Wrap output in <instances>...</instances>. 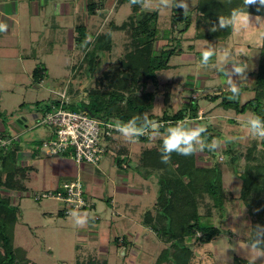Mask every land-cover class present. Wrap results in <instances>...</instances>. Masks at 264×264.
<instances>
[{"label":"rangeland","instance_id":"rangeland-1","mask_svg":"<svg viewBox=\"0 0 264 264\" xmlns=\"http://www.w3.org/2000/svg\"><path fill=\"white\" fill-rule=\"evenodd\" d=\"M72 2L77 8V20L66 11ZM196 2L197 0H187V14L192 19L194 18L192 9ZM158 3L159 8H156L155 5ZM170 5L171 0L167 5L162 0H145L143 4L144 10L159 11L157 20L159 38L155 43V52L162 47L182 50L171 56L170 68L156 71L157 85L154 83L148 85V89L157 90L155 111L160 114L164 101L163 93L168 87L165 85L167 82L172 83L174 90L170 96L169 111H176L190 103V105L198 103L201 108L207 110L219 100L213 103L212 100L205 98L206 94L228 91L230 83H235L238 87L250 86L253 79L251 72L256 69L260 57L263 17L249 15V27L234 30L227 43L194 38L192 40L195 30L192 20L191 27L181 35L182 38L178 42V39H172L170 31L172 27ZM130 13L129 2L116 5L115 0H106L105 8L94 14L87 12L86 0H20L18 21L16 20L10 27L6 26L5 30L10 31L0 32L1 35L8 32L10 36L5 37V45L0 46V137L10 138L15 144L20 145L25 141L31 143L39 156L47 161L51 157L52 159L61 157L48 155L41 146L43 139L50 137V128L39 123L46 104L57 105L61 93L64 92L67 102L62 103V107L69 109V104L75 107L71 102L84 100L86 90L96 86L95 77L115 64L129 44L127 31L113 32L112 48L99 53V61L91 64L82 61L83 65H80L85 51L82 48L75 49L73 24L75 21L85 23L93 42L94 35L104 30L109 20L120 24ZM256 17H260V20L258 21ZM6 48L12 50L7 51ZM208 49L212 50L213 55L205 64L202 53ZM230 64L245 67V72L238 76ZM35 67L44 68L40 83L32 76ZM242 76L246 78L242 79ZM252 96L251 91L243 90L237 101L242 104ZM214 112L222 118L202 120L204 115L208 114L207 111L202 113L200 121L189 120L183 131L194 130L196 125L200 127L209 125L220 132L223 141L230 144L231 151L228 147L215 148L206 155L202 152L200 144L201 134L198 140H195L197 163L207 166L216 163L222 171L225 190L228 189L232 194L230 198L225 197L221 209H216L212 200L207 198L212 206L209 207L211 208L209 219L204 221L219 226L221 232L207 243H196L192 237L187 239L192 244L194 252L191 264H233L232 258L235 255L264 264V251L250 245L244 239L250 231L252 218L238 198L241 181L235 173L242 171L253 139L259 144L256 153L261 154L264 148L261 139L250 134L249 126L242 122L243 119L248 120L250 112L240 115L236 114L234 108L226 110L221 106H217ZM20 119L22 122H19ZM46 129L49 130V134L45 137ZM154 130L148 135L150 143L143 142L141 149L137 146L134 148L135 151L138 150L137 153L151 145L161 135ZM123 136L126 141L129 139L128 136ZM117 157L115 153H110L97 165L82 162L79 166L84 195L94 204L91 208L88 206L81 210H72L66 215L58 214V208L64 207L63 203L50 198L34 199L33 194L55 187L47 188V179L43 182L40 176L35 177L33 174H30L27 190L10 192V198L14 197L11 203L18 206L11 243L19 259L28 264H75L76 259L84 260L89 255H96L105 258L107 264H155L164 243L153 231L146 233L147 229L140 226L142 217L138 213L146 198L134 199L138 213L133 215L130 213L133 222L131 221L132 226L129 229L124 226L125 196L117 199L115 205L120 215H114L115 208L105 200L116 189L118 195L124 193V188L116 186L122 184L121 181L125 178V171L116 166ZM124 161L130 164L128 171H133L135 160L132 158L129 161L126 157ZM150 180L154 184L156 195V180L154 177ZM150 207L151 205L148 206ZM143 208L145 210L147 206ZM199 211L204 214L206 207L201 206ZM96 215L99 217L97 220L93 218ZM122 239L125 243L121 242Z\"/></svg>","mask_w":264,"mask_h":264},{"label":"trees","instance_id":"trees-1","mask_svg":"<svg viewBox=\"0 0 264 264\" xmlns=\"http://www.w3.org/2000/svg\"><path fill=\"white\" fill-rule=\"evenodd\" d=\"M105 1L86 0L87 12L94 14L104 9ZM144 1L130 4V0H115L116 5L129 2L131 13L120 24L109 20L105 29L94 35L93 42L90 38H86L89 37V28L85 23H77L74 26L75 49L82 48L85 51L80 65L82 61L86 64L99 61V53L112 48L113 32L127 31L129 44L115 64L95 77L96 86L86 90L85 99L72 101L75 107L69 104V110H84L97 118H114L127 125L131 121L139 130L151 127L145 117L148 121H171V124L154 130L161 135L155 142L140 151L133 171L143 179L154 177L157 184L152 208L144 211L141 218L142 225L153 231L164 243L155 264H191L194 252L192 244L187 239L192 237L195 238L196 243H207L221 232L219 226L204 221L209 219L211 210L209 209L211 204L207 198L212 200L216 209H221L224 199L230 198L232 192L225 190L221 177L222 171L216 163L208 166L197 163V141L195 140L192 142L195 150L192 153L184 156L173 152L170 159L162 160V157L168 155L160 151L164 137L170 135L167 128L179 127L183 131L188 126L189 120L200 121L197 118L199 105L198 103L190 105V103L176 111H169L172 84L167 82L165 85L168 87L163 93L164 101L160 114L155 111L157 90L148 89V85L150 83L157 85L156 71L170 68L171 56L182 50L175 47H162L157 53L155 52V43L159 38L157 28L159 11L158 9L144 10ZM174 4L175 0L170 11L172 25L170 31L172 39L176 38L178 42L194 20L195 30L192 40L194 38L227 43L234 32L233 24L228 23L227 19L231 18L234 9H239L241 13L261 16L264 20V5H261L259 0L255 5L249 6H245L244 0H197L192 9L193 19L188 14H184L183 9L176 8ZM257 7L260 8L259 11ZM221 17L226 19L223 27L220 25ZM213 28L215 31H212ZM43 70V67H35L32 72L33 79L37 83H40L42 79ZM251 75L253 79L248 88L253 91V96L242 104L237 101L240 94L235 99H229L232 96L230 90L206 94L205 98L212 101L219 100L217 105L226 110L234 108L236 113L240 114L250 112L251 118L259 116L261 123L264 124V21L260 57ZM239 88L241 93L244 87ZM65 102L67 98L63 100V104ZM59 103L60 100L57 105ZM57 105L46 104L43 114ZM177 121H181L179 126L176 125ZM205 128L206 131L200 133L202 136L200 144L202 152L209 155L212 151L213 139L220 137V132L209 125ZM151 129L153 132L152 127ZM114 136L108 139L107 150L109 142L118 145L117 165L125 167L122 161L127 157V145L124 144L123 139H116ZM140 140L150 143L151 139L149 136H143ZM261 144L264 148V140H261ZM258 145L253 139L242 171L235 173L241 181L238 198L252 218L250 231L244 239L250 245L264 251V149L261 154L256 153ZM17 150V144L13 141H10L6 148L0 149V264H28L17 257L11 243L12 227L18 206L11 203L9 196L1 193L2 189L26 190L24 185L26 168L17 161ZM201 206L206 207L204 214L199 211ZM63 212L65 211L62 208L58 214H64ZM121 242L125 243L124 239ZM232 262L233 264H260L237 255L232 258ZM75 264H107V260L89 255L84 260L76 259Z\"/></svg>","mask_w":264,"mask_h":264},{"label":"crops","instance_id":"crops-1","mask_svg":"<svg viewBox=\"0 0 264 264\" xmlns=\"http://www.w3.org/2000/svg\"><path fill=\"white\" fill-rule=\"evenodd\" d=\"M19 4H20V0H0V24H4V25L10 27V26H12V24H14V22L16 20L18 21ZM76 9L77 8L75 6V3H73V2L70 3V5L66 8L67 13L72 15L73 18L75 17V20H77ZM244 14H246V13H244ZM77 23H79V22L75 21L73 25L75 26ZM5 31H10V29H7ZM8 36H9L8 32L4 33L3 35L0 34V46L5 45L4 40L6 39L5 37H8ZM230 38H229V40H230ZM196 40H199V39H196ZM200 40H202V39H200ZM5 50L11 51L12 49L6 48ZM229 66L235 67V65H233V64H230ZM245 90H249L253 93V91L248 88V85L244 86V91ZM173 91H174L173 87L171 86V94ZM213 103H214V101H213ZM217 106L218 105L216 103L215 105L210 106L207 110L203 109L199 106V110H201L203 114H204V112L208 111V114L204 115V119H202V120H205V119L210 120V119H216V118L221 117V116H218V114H216V112H214L216 110ZM244 114L245 113H242L240 115H244ZM42 115H43V113L41 114V116ZM249 118H251V115H248L247 119H249ZM235 121H238V120L235 119ZM246 121H247L246 119L242 120V122H246ZM197 127L198 126L196 125L195 129ZM191 130H193V129H191ZM48 134H49V130L46 129L44 136L45 135L47 136ZM123 135L124 134L121 132V133L115 135L114 137L116 139H123L125 142L126 140L124 139ZM127 138H129L126 141V145L128 148L127 158L129 161L133 158L136 162V160L138 159L139 153H137L138 150L135 151L134 148L136 146L138 148H140L143 141L133 139L129 136ZM213 140H218V144H217L216 148L225 149L226 147H228V149L231 151V148L229 147L230 144L223 141L221 139V135H220V137H216ZM135 142H138L139 144L140 143L141 144L139 145L138 143H135ZM17 147H18L17 156H16L17 161L19 162V164L21 166H24L26 168V176L24 178V185L26 187V190H27L28 184L30 182L29 180L31 179L30 174H33L35 177L40 176L41 179L43 180V182H45V179H47V188L56 187L59 182L64 181V180H72V179L77 178V177L80 179V177H81V171H80L81 167H79L81 165V163L77 164L68 156H61V157H57V158L54 157L53 159L51 157L47 161V159L39 156V153L35 150V148L29 142L25 141L21 145L17 144ZM117 149H118V145H115V143L113 144V143L109 142V147H108L107 153H106L104 158H106L108 156V154H110V153H115L116 155H118ZM122 162H123L122 165H125V167L118 166L117 160H116V166L119 169H123L125 171V174H124L125 178L122 179V181H121L122 184H116V186H117V188H119V187L124 188V193H119V195H118L117 189H116V191H114L111 196L108 195L105 198V200L107 201V203L113 205V207L115 208L116 212L114 211L115 212L114 215H120V214H118V210H117V207L115 205H116L117 199L124 198V196H125L124 201H123V207H124V210L126 209V212L124 211L123 213H124V218H125L126 224L124 226L127 227V229H129V227L132 226V223H131L132 220L130 219L131 218L130 213H132V215L135 213H138V212H136V210L138 208L137 203L134 199L146 198L144 202L142 201L143 206L144 207L147 206V209H151L152 205L155 201L156 195H154V188H153L154 184L152 183L151 180L149 181V179L152 177H150L148 179H143L140 176H138L134 171H130V172L128 171V168L130 165L129 163H127L126 161H122ZM83 188H84V186H83ZM10 192H12V191H7L4 189L1 190V193L3 195L9 196V198H10V195H9ZM15 192H17V191H15ZM20 192H24V191H20ZM84 192H85V190H84ZM117 195H118V197H117ZM84 197L88 201V203L90 204L89 208L93 207L94 206L93 202L88 200V197L86 195H84ZM12 199H14V197H12ZM12 199L10 198V201H13ZM150 205H151V207L148 208V206H150ZM143 206L139 209V213H138L139 215H141V217H142V214L144 213V211L147 210V209L144 210ZM62 208H63L62 206L60 208H58V212L60 210H62ZM78 210H81V209H78ZM63 213H64L63 215L69 214L66 212H63ZM93 218L97 220L99 217L96 215ZM140 226H143L144 229H147V230H145L146 233L148 231H150L149 228L142 225L141 218H140ZM136 235L138 236V234H136ZM143 237H145V235H143ZM94 256H96V255H94ZM97 258H101V257H97Z\"/></svg>","mask_w":264,"mask_h":264},{"label":"built area","instance_id":"built-area-1","mask_svg":"<svg viewBox=\"0 0 264 264\" xmlns=\"http://www.w3.org/2000/svg\"><path fill=\"white\" fill-rule=\"evenodd\" d=\"M60 104L52 106L39 120L50 128V137L43 139L41 146L50 156H68L77 164L86 162L97 165L107 153L108 139L114 133H121L120 128L127 124L114 119H101L90 115L84 110H69L62 107L65 93L60 95ZM193 98L195 96H192ZM202 111H198L197 118L200 119ZM163 125L171 124L170 120H161ZM181 121H177L179 126ZM150 128L141 130L140 133L132 135L133 139L151 135ZM10 138L0 137V147L6 148ZM35 200L42 198L55 199L64 204V211L78 210L88 207L90 204L84 197L83 185L77 177L72 180H64L53 189H47L41 193L33 194Z\"/></svg>","mask_w":264,"mask_h":264},{"label":"clouds","instance_id":"clouds-1","mask_svg":"<svg viewBox=\"0 0 264 264\" xmlns=\"http://www.w3.org/2000/svg\"><path fill=\"white\" fill-rule=\"evenodd\" d=\"M140 0H130V4H136L139 3ZM164 4H169V0H162ZM257 3V0H244L245 6L249 5H255ZM259 3L261 5H264V0H259ZM173 4V0H171V5ZM174 6L176 8L183 9V13L187 14L188 11V4L187 0H175ZM156 8H159V3L155 5ZM143 10V9H142ZM257 10L259 11L260 8L257 7ZM249 14L244 15L241 13L239 9H234L231 15L230 19H227L228 23L233 24L234 30H240L241 28L246 29L249 27ZM256 19L259 21L260 17H256ZM226 23L225 18H220V25L223 27ZM6 29V25L0 24V32H3ZM212 31H215V28L212 29ZM90 38V37H86ZM227 51L225 53V56H227ZM213 55V52L211 49L205 50L202 53L203 57V63H207L209 60V57ZM234 72L239 76L242 73L245 72V67L236 65L234 67ZM242 79L246 78L245 76L241 77ZM229 89L232 93V96L229 97V99H235L240 94V88L235 83H230ZM146 121L151 125L153 129H159L162 127V125L156 121H148L147 117H145ZM247 125L249 126V132L254 137H257L261 140H264V124L261 123V119L259 116H254V118H249L246 121ZM120 131L125 136H132L133 134L140 133L141 130L135 128L133 122H129L127 126L121 127ZM167 131L170 133V135H166L163 139L162 148L160 151L167 153L168 155L166 157H162V160H168L171 157V154L173 152H176L179 155L187 156L188 154L192 153L194 150L192 142L194 140H198L200 133L203 131H206L205 127L198 126L196 129L191 131H182L179 127H168ZM218 140H213L212 142V149H215L217 147ZM202 150V149H201Z\"/></svg>","mask_w":264,"mask_h":264},{"label":"water","instance_id":"water-1","mask_svg":"<svg viewBox=\"0 0 264 264\" xmlns=\"http://www.w3.org/2000/svg\"><path fill=\"white\" fill-rule=\"evenodd\" d=\"M19 122H22V119H20Z\"/></svg>","mask_w":264,"mask_h":264}]
</instances>
